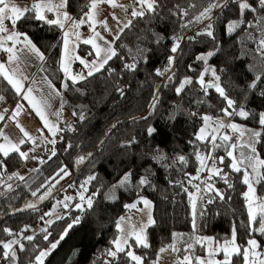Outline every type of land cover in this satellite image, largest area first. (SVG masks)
<instances>
[{"label": "trees", "instance_id": "trees-1", "mask_svg": "<svg viewBox=\"0 0 264 264\" xmlns=\"http://www.w3.org/2000/svg\"><path fill=\"white\" fill-rule=\"evenodd\" d=\"M240 2L242 0H227L226 7L212 11L211 21L197 22L195 17L207 5L208 0H159L161 7L157 14L134 20L133 26L125 29L115 42L118 57H114L94 76L76 84L67 80L61 71L62 30L31 18L18 21L17 31L27 33L33 43L44 52V72L63 92L64 109L72 117V127L59 135L58 145L52 147L56 155L51 159L49 156L52 149L46 151L43 148L39 159L45 158V162L35 159L37 168L26 179L20 180L14 175L24 166V159L15 152L8 157L0 154L4 165L0 167V241L7 242L11 237L22 235L20 243L24 245V250L20 251L18 245L14 246L18 257L16 264H28L29 259L34 258L40 250L47 249L50 242L59 239L67 224L77 216L80 217V222L73 225L44 264H108L107 249L113 247L111 241L118 235L116 224L128 211L124 205L143 196L152 201L155 220V224L147 229L151 247L143 248L133 244L136 254L145 258L144 264H152L157 260L158 249L173 243V233L184 234L185 240L189 236H207L222 243L224 239L231 238L235 227L236 243L244 247L249 238H255L264 249V236L259 232L250 234L248 231L249 217L244 197L247 185L242 183L243 173L233 172L228 167L230 159L223 148H218L213 156L225 157L223 164L218 160L215 162L217 167L227 173L233 187L228 188L222 179L212 177L211 182L214 185L216 183L225 193V199H217L209 204L207 198L213 193H200L203 199H199L197 203L195 230L192 227V205L188 196V192H196L194 185L199 184L204 189L203 183L209 176L206 170L199 173V180L188 183L191 176L197 175L199 162L196 153L204 154L208 148L195 141L198 129L203 126L201 117H219L222 115L219 109L226 106L214 89H209L205 94L196 83L206 66L197 59L201 55L215 53L207 64L217 70L221 77L220 83L225 86L230 98L236 101L237 109L242 106L249 112L247 119L234 116L230 121L261 131L255 147L260 158L264 159V127L258 122L259 114L264 112V75L257 82L256 88L249 87L256 75L264 73V54L257 50L262 33L259 27L245 28L243 25L231 33L227 30L232 21L241 18L255 21L264 16V8H261L259 0H247L257 12L244 10L241 17ZM88 3L89 0H68L67 10L79 15L82 9L86 10ZM183 9L188 11L187 16L180 14ZM209 23L215 39L206 34H198ZM184 24L188 26L182 27ZM249 33L255 39L249 38ZM173 37H182L176 53L171 52L175 43ZM140 50H143L142 55ZM80 51L83 55L89 52L84 46ZM170 56H175L176 61L171 66V71L165 72V68L169 67ZM133 57L138 63L136 70L130 71L124 68V64L132 63ZM110 69L113 71H109ZM157 70L163 75H157ZM185 77L191 78L193 83L186 85L177 95L175 88ZM211 79V75L205 76L206 81ZM64 81L68 82L67 89L62 87ZM119 89L124 90L123 95ZM157 89L159 102L155 111L150 114L149 105L152 104ZM0 95L10 104L17 101V95L2 76ZM81 114L84 116L83 120L79 119ZM114 124L115 128L112 127ZM149 128L155 129L151 135L147 131ZM229 135H232L233 142L238 140L236 133ZM132 140L135 142L129 143ZM190 141L195 142L189 143ZM25 148L27 147L23 146L21 151ZM239 152L240 149L237 148L236 154ZM244 152L249 154V151ZM161 153L164 158L157 159ZM180 156L186 158V164L179 160ZM81 157L84 158L82 161ZM211 162L213 163L208 161V164L211 165ZM62 167L72 173L69 184L72 186L68 185L69 189L79 187L89 176H94L95 179L86 185L85 196L93 192L99 194L94 197L92 208L85 207L83 212L74 207L67 210L63 219L56 220L47 228L51 235L45 240L44 231L32 233L30 228L42 224L54 201L63 195L67 186L39 202L40 196L48 193L55 181L52 177ZM126 173H131V183L123 188L114 187ZM143 177H147L150 184L139 185V180ZM8 184L12 185L11 189H8ZM255 186L257 197L264 198V181ZM34 191L37 192L36 196L32 195ZM112 195L115 199L107 198ZM28 201L39 203L34 208L23 209ZM201 211L203 216L199 215ZM4 229H10L13 235H9ZM27 236H33L34 239L29 241L25 239ZM184 246L183 241L177 242V247ZM197 249L196 247L195 250ZM2 253L0 246V257ZM178 254L182 256L183 252ZM121 257L117 264H124L126 258H123V254ZM233 264H242V261L233 257Z\"/></svg>", "mask_w": 264, "mask_h": 264}, {"label": "snow or ice", "instance_id": "snow-or-ice-1", "mask_svg": "<svg viewBox=\"0 0 264 264\" xmlns=\"http://www.w3.org/2000/svg\"><path fill=\"white\" fill-rule=\"evenodd\" d=\"M107 4L112 9L119 8L125 14V19L121 20V18L115 13L112 12L111 16L113 21L116 22L117 30L113 32L111 28L108 26L107 19L100 20L98 19L99 5ZM259 4L261 8H264V0H259ZM227 6V0H208L207 5L203 8V10L195 17L197 22H201L203 20L211 21L212 16L211 13L214 9L220 8L223 9ZM68 0H33V3L30 7H19L17 6L13 0H0V51L7 53V60L0 62V76L3 77L7 81L9 85H11L12 89H14L16 95L20 96L23 101H26L30 106L32 111L40 118L42 121L43 127L40 129L41 133L45 129H47L53 139L45 138L46 143H51L55 145L57 133L62 131L59 128L58 123L56 121H52L49 119L48 109L51 107L50 101L53 95L61 96V108L63 107V99L62 94L59 89L53 84V82L48 79L46 76L41 78V82L47 85V91L42 89H37L33 86H29L25 88L24 81L28 80L29 77L24 75V71L22 65L28 60L29 56H34L37 60L44 62L46 60L44 52L40 50L36 46L35 43L31 40V38L27 35V33H23L15 30L18 21L23 19H35L38 21H42L48 25H55L61 30H63V53L60 60L61 71L64 72L65 76H67L73 84L79 83L82 80H86L88 77L94 76L96 73L100 72L105 68L106 65L109 64L114 57H118V52L115 47V42L120 39L121 34H123L125 29H130L133 26V21L136 19H144L146 16L155 15L158 12V9L161 7L159 0H132L130 5H124L118 3V0H89L87 5L89 11L81 10V16L79 19H76L67 11ZM179 7V6H177ZM194 7V5H193ZM239 7L241 9V17H243L244 10H249L253 13L257 12V9L254 8L251 4L247 2V0H242L240 2ZM131 9V11H129ZM48 13L53 14L54 18H49ZM174 15L176 13H173ZM183 16L188 15V11L186 9L181 10ZM131 18H127V17ZM10 22L12 25V30L10 31L5 21ZM191 23V21H189ZM87 24L91 29L92 35L83 40L84 44L91 45L93 51H89L87 53L88 56H93L92 60H86L81 58L78 55H73L74 48L72 51L69 50V37L74 36L76 41L81 39L79 31H77L81 26ZM101 27L105 32L109 33L112 36V39H108L105 35H103L100 31H97V26ZM245 26V28H255L259 27L262 33V37L258 42V51L264 54V16L259 17L255 21H245L243 18L237 21H232L228 24L227 30L229 33L234 32L237 28L241 26ZM187 24L182 25V27H187ZM198 34H206L209 37L213 36L212 25L211 23L207 24L204 31ZM249 38L255 39L251 33L248 34ZM175 43L171 48L172 53H176L179 48V41L182 37H173L172 38ZM78 46V45H76ZM140 54H143V50H140ZM214 52H209L206 55H201L197 57V59L204 62L206 65L201 73L199 74L196 83L199 85L201 91L207 94L209 89H214L216 93L223 99L226 106L219 109L222 114L219 117L213 118L209 115H204L201 117L203 120V126L198 129V133L195 135V141H199L202 144L208 146L207 152L201 154L200 152L196 153V159L199 162V166L197 168V175L191 176L188 180V183L191 184L192 180H199V173L205 172L206 170L209 172V176L205 181V188L201 189L200 185H194L196 188V193L188 192L187 188H184L185 192H188L189 199L192 205V227L195 230L196 228V216H197V199H203L199 194L202 191H207L208 193H213L212 196L207 198V203H214L217 199L223 201L225 199V193L216 188L214 184L209 183L213 176L219 177L224 181L228 188H232V183L228 180L227 173H224L222 168L217 167L215 161H219L220 164L224 163V156L214 157L213 153L218 148H223L226 152L227 157L230 159V163L228 167L236 173H243L242 183L247 185V192L244 193V197L247 202V212L249 217L248 231L249 233L259 232L262 236H264V198L257 197L255 195V184H259L264 181V159L260 158L259 153L255 145L259 142V138L261 137V131H255L252 129L243 128L240 125L228 122L225 123L224 117H234L239 116L241 118L247 119L249 117V112L246 111L242 106L237 109L236 101L230 98L228 95L225 86L220 83L221 77L217 74V70L208 65V59L213 56ZM72 60H78L81 65L85 69H87V74L77 73L73 75L70 71V62ZM176 57H169V67L165 68V72L171 71V66L175 64ZM138 61L135 57H133L132 63H125L124 68L135 71L136 65ZM10 65H15V67L10 68ZM191 68V66H189ZM45 69L41 66L40 71H44ZM113 71V70H109ZM157 75H163L160 70H157ZM174 75V73H173ZM211 75L212 79L206 81L205 76ZM262 75L264 73L258 74L255 76L253 83L249 86L251 88L257 87V82L261 80ZM171 79V76L168 77ZM31 83L33 85L36 84L35 80H32ZM193 83L192 79L189 77H185L182 82L179 83V86L175 88V92L179 95L185 88L186 85H191ZM68 82H62V87L64 89L68 88ZM121 95H123L124 90L119 89ZM158 93L159 89H157V94L153 97L152 104L149 105L150 114L152 111H155L156 104L158 101ZM5 102V97L0 95V103ZM197 103H203V101H197ZM24 108L23 104L18 103L14 110H12L9 119L16 120L17 116L20 115ZM9 110L7 108L0 111V121L5 120V114L8 113ZM76 115V113H73ZM57 117V120L62 115V111H56L51 113ZM191 115H196V113H191ZM79 119L83 120L84 116L79 115ZM135 119V118H133ZM142 119H147V117H142ZM259 124L264 127V112L259 114ZM17 127L20 128L21 132L25 137L28 138L33 144L36 143L35 139L29 135L27 131L19 124L17 121ZM113 128L116 127L114 124ZM224 129H231L233 133H238V139L241 141L240 144L233 142L232 135H229L226 131H222ZM148 134L151 135L155 129L149 128ZM247 134L248 139L245 141L243 138ZM0 138H3L5 143H0V154L3 157H8L12 152H15L24 160H27L29 154L27 151H21L20 146L25 144L26 141L24 139L19 140L18 142H13L4 132L0 130ZM195 141H190L189 143H194ZM135 141H129V143H134ZM71 147V145H68ZM247 148L249 150V154H245L244 151H240L239 154H236L237 148ZM34 151V149H31ZM56 155V151L53 148L51 150V157ZM35 158V157H34ZM163 154L161 153L157 159H163ZM84 158L81 157L82 161ZM179 160L182 163H187V160L184 156H180ZM208 161H213V163L209 166ZM41 163L45 161L41 160ZM0 167H4L3 161L0 160ZM63 173V175H61ZM69 173L65 168H61L56 174L52 177L53 180H56L59 183V180L56 178L59 177L63 179L65 175ZM20 180H23L24 177L20 176L18 173L14 174ZM191 175V174H186ZM11 179V177H9ZM94 176H89L88 179L81 185V188L84 189L83 192L79 194V201L72 205L75 209L83 212L85 207L92 208L94 203V197L97 196L98 192H93L88 196H85V192L87 188L85 185L89 184L92 180H94ZM131 183V173H126L124 177L118 182L114 187H126ZM150 184V180L147 177H143L139 180V185ZM72 185H69L71 187ZM182 186V182H181ZM8 189L12 188L11 184L7 185ZM33 196L37 195V192L32 193ZM47 195H50V192L45 193V195L40 196V199L43 200ZM109 199H115V196L107 197ZM67 200L71 201L73 197H67ZM142 204L143 207H138V205ZM64 208H69L70 205L65 203ZM28 207H35V205H28ZM124 207L126 209H136L142 214L146 215V222H142L139 227L131 222V218L121 217L117 222L116 227L118 229V235L115 239L111 241L113 247L107 249V256L112 259L108 261V264H117L118 261L122 259L121 254H123L124 264H144V257L142 255H137L133 244L138 247L150 248L151 245L148 242L147 229L148 227L155 224V220L152 216V202L145 197H139L135 202L130 204H125ZM203 212L199 213L200 216H203ZM43 218V217H42ZM63 216H58L57 219H63ZM80 222V217H74L72 222L67 224V227L63 230L59 239L54 242L49 243V247L44 250H40L39 253L34 257L35 264H44V259L50 255V253L55 250L60 243L61 240L68 235V231L73 227L74 224H78ZM49 225L54 223V221H48ZM9 235H13L10 229H4ZM46 234L44 235V239L48 240L51 233L47 232V229H42ZM25 239L32 241L34 239L33 236H27ZM173 243L162 246L157 251V260L153 261L152 264H159L160 256L168 251L173 253H181L183 255L177 256L175 264H233V257H238L242 264H264V249L261 248L260 243L255 238H249L246 241V246L242 247L236 243V230L233 227L231 238L224 239L223 242L215 241L213 237H200V236H189L186 240L184 238V234L181 233H173L172 234ZM183 241L184 247H177V242ZM214 244L216 246H214ZM14 245L19 246V250H24V245L20 243L19 240H12L10 242H2L0 241V246H2L3 253L0 259L6 260L9 264H16L18 259L16 255V251L14 249ZM199 245L205 251L204 256H199L195 254V248ZM220 253H223V259H216V256Z\"/></svg>", "mask_w": 264, "mask_h": 264}, {"label": "crops", "instance_id": "crops-1", "mask_svg": "<svg viewBox=\"0 0 264 264\" xmlns=\"http://www.w3.org/2000/svg\"><path fill=\"white\" fill-rule=\"evenodd\" d=\"M13 2L21 8L26 7V6L30 7L31 4L33 3V1H31V2H18L15 0H13ZM118 3L124 4V5H130L132 3V0H118ZM98 7H99V12H100L98 19H100V20L107 19L109 28H111L113 32H116V30H117L116 22L113 21L111 13L115 12L121 18V20L125 19V14L121 11V9H119V8L112 9L107 4H100ZM85 11H89L88 7L86 8ZM129 11H131V9H129ZM69 14L72 15L73 17H75L76 19H79L81 16V14L74 15V14H71L70 12H69ZM47 15L49 16V18H54L53 14H51V13H48ZM127 18H131V17L129 16ZM5 23L8 26L9 30L11 31L12 25L10 24V22H8L6 20ZM15 30H17V28ZM77 31H79L81 39L79 41H76L74 36H70L69 37V41H70L69 42V50L72 51L74 48V52L72 53L73 55H80V56L84 57L85 55H83L80 51L81 47L84 46L89 51L93 50L91 48V45L83 43V40L89 38L92 35V32H91V29L88 27L87 24L81 26ZM97 31H100L108 39H112V36L109 33L105 32L101 27H99V25L97 26ZM76 45H78V46H76ZM61 46H62V51H61V57H62V53H63V30H62V34H61ZM6 60H7V53L0 51V62L6 61ZM88 60L90 61V58ZM44 62L37 60L34 56H29V58L25 62V64L22 65L24 75L29 77L28 80L24 81L25 88H27L29 86H33L37 89H42L45 91L48 90L47 85L41 82L42 77H45V76L47 77V75L45 74L44 71H40V68H41V66H43ZM9 67L12 68V67H15V65H10ZM60 67H61V65H60ZM70 69L74 75L77 73H80V71H84L83 65L79 64L78 60H72L70 62ZM63 74H64V72H63ZM84 75H86V73H84ZM64 76H65V74H64ZM65 78L71 82V80L69 78H67L66 76H65ZM32 80L36 81L35 85H33L31 83ZM13 91H14V89H13ZM60 92L62 94L63 107L61 108V96L53 95V97L50 101L51 107L48 109V112L50 114L49 119L52 121H56L58 123L59 128L62 129V131L57 133V135H56L57 138L59 137L61 132H63L66 129H70L72 127V117L67 112V110L64 109L65 98H64L63 92L61 90H60ZM18 103L24 105L22 112L20 113L19 116H17L16 120L9 119V116L11 115L12 110L15 109V107ZM5 108H7L9 110V112L5 114V120L0 121V130H3V132L13 142H18L19 140L24 139L26 141V143L21 145L20 148H22L23 146H26V147H29L30 145L32 146L33 143L31 141H29L28 138L23 135L20 128L17 127V121L24 128V130L27 131L29 133V135L35 139V141H36L35 145H38L39 141H37V140L39 137L41 139L45 138V137L47 139L53 138L51 133L47 129H45L43 131V133H41L40 129L43 127L42 121L32 111V109L27 104V102L23 101L20 96L17 95V101L15 104H9L8 102H5V104L3 103V105L0 104V111H2ZM56 111H62V115L59 118V120H57V117H55L54 115H51V113H54ZM36 131H38V132H36ZM56 137H54V138H56ZM0 143H5L3 138H0ZM45 145H47V144L43 143L39 146L43 147ZM35 151H33V155H34ZM33 155H32V157H33ZM32 163H35V160L28 157V159L25 161L24 166L18 171V174L20 176H25L26 175L25 173H27L29 171ZM198 200H199V198H198Z\"/></svg>", "mask_w": 264, "mask_h": 264}, {"label": "rangeland", "instance_id": "rangeland-1", "mask_svg": "<svg viewBox=\"0 0 264 264\" xmlns=\"http://www.w3.org/2000/svg\"><path fill=\"white\" fill-rule=\"evenodd\" d=\"M91 51H93V50H91ZM78 56H80V55H78ZM81 58H84V59H86V60H88L89 59V57H88V55H87V53H86V55L83 57V56H80ZM90 60H92V59H90ZM78 63H79V61H78ZM80 64V63H79ZM70 71H71V69H70ZM81 72H83V73H86L87 74V69H85L84 68V71H80V73ZM71 73H72V71H71ZM73 74V73H72ZM74 75V74H73ZM67 77V76H66ZM68 78V77H67ZM10 104V103H9ZM224 120H225V123H228L230 120H231V118H228V117H224ZM231 122V121H230ZM233 123H235V122H233ZM237 124V123H236ZM238 125H240V124H238ZM241 127H243V128H247V129H252V130H255V131H259V130H256V129H254V128H249V127H246V126H243V125H240ZM222 131H228L229 132V134H232L233 132H232V130L231 129H224V130H222ZM36 132H38V131H36ZM237 134V139H238V136H239V134L238 133H236ZM40 135V134H39ZM41 136V135H40ZM39 137V136H38ZM46 138V137H45ZM45 138H38V140L37 141H39L38 142V145H35V144H33L32 146L30 145L29 147H27V148H25L23 151H27L28 152V154H29V157L30 158H32V159H36V158H34L35 157V153L36 152H41L42 153V151H43V148L45 147V146H47V145H52L51 143H46L45 142ZM53 139V138H52ZM56 139V143H55V145H52V147H56L57 145H58V143H59V139H60V136L57 138H55ZM245 141L248 139V136H247V134H245V136H244V138H243ZM43 143H45V144H47V145H45L44 147H41V146H39V145H41V144H43ZM236 143L237 144H240L241 143V141L238 139L237 141H236ZM239 148V147H238ZM31 149H34V151H35V153H34V155H33V151L31 150ZM45 149V148H44ZM240 149V151H249L247 148H243V149H241V148H239ZM32 155H33V157H32ZM50 155H51V152H50ZM41 160H45V158H41V159H39V161H41ZM26 161V160H25ZM212 163V162H211ZM209 166H210V164H209ZM37 168V165H35V163H32V165L30 166V169H29V171L27 172V173H25L26 175L25 176H23L24 177V179H26V178H28L33 172H34V170ZM69 174L68 175H65L64 176V178L63 179H60V178H58L57 180H59V183H57L56 182V180L52 183V185H51V187H50V189H49V191L48 192H50V195H53L55 192H59L61 189H64L66 186V189L63 191V195L61 196V197H59V198H57L55 201H54V204H53V207H52V209L50 210V212H49V214H48V217H47V219H45V221L42 223V224H40L39 226H37V227H35V228H30V232H32V233H35V232H39V231H41L42 229H47L50 225L47 223L48 221H56V220H59V219H57V217L58 216H64L65 214H66V212H67V210H69L70 208H71V206L72 205H74L75 203H77L78 201H79V194L81 193V192H83L84 191V189L83 188H81V185H79V187H73V189H69V187H68V185L70 184V182H71V179H72V173H70V172H68ZM1 172H0V177H1ZM63 175V174H62ZM206 181V180H205ZM205 181H204V183L203 184H205ZM209 182V181H208ZM2 183V182H1ZM209 183H212L211 182V180H210V182ZM213 184V183H212ZM215 185L217 186L216 188H218V185L215 183ZM85 187H86V185H85ZM254 187H255V195L257 196V192H256V186L254 185ZM248 190V189H247ZM247 192V191H246ZM196 193V192H195ZM194 193V194H195ZM49 195V196H50ZM48 196V195H47ZM67 197H73V199L71 200V201H69V200H67L66 198ZM144 197V196H143ZM145 198H147V197H145ZM148 200H150L149 198H147ZM40 201H42V200H39V202ZM151 201V200H150ZM39 202H36V201H28L26 204H25V206L23 207V209H31V208H33V207H28V205H35V206H37V204L39 203ZM152 202V201H151ZM65 203H67V204H69L70 205V207L69 208H64V204ZM197 203H198V199H197ZM152 205H153V203H152ZM138 207H143V205L142 204H140V205H138ZM75 209V208H74ZM152 216H153V208H152ZM122 217H125L126 219L128 218V217H130L131 218V222L132 223H134V224H136L138 227H139V225L142 223V222H146V220H147V217H146V215H144V214H142L141 212H139V211H137L136 209H131V210H129L128 209V211L122 216ZM149 228V227H148ZM201 237V236H200ZM203 237H207V236H203ZM22 239V235H18V236H14V237H11L7 242H10V241H12V240H21ZM238 244V243H237ZM239 245V244H238ZM15 246V245H14ZM198 246V247H197ZM196 247L198 248L197 250H195V254L196 255H199V256H204L206 253H205V251H204V249H202L199 245H197ZM214 246H216L215 244H214ZM179 254L178 253H173V252H171V251H168V252H165V253H163L161 256H160V258H159V264H175V261H176V259H177V256H178ZM48 257V256H47ZM47 257L44 259V262H45V260L47 259ZM112 258L111 257H109L108 258V261L109 260H111ZM216 259H223V253H220V254H218L217 256H216ZM2 264H9V262L8 261H6V260H3L2 259ZM28 264H35V261H34V258H31V259H29V262H28Z\"/></svg>", "mask_w": 264, "mask_h": 264}, {"label": "built area", "instance_id": "built-area-1", "mask_svg": "<svg viewBox=\"0 0 264 264\" xmlns=\"http://www.w3.org/2000/svg\"><path fill=\"white\" fill-rule=\"evenodd\" d=\"M5 104V102H3ZM3 103H0L1 105H3ZM46 149V151H50L52 149L51 145H47L44 147ZM42 153L41 152H36L35 153V158L39 159L41 157Z\"/></svg>", "mask_w": 264, "mask_h": 264}]
</instances>
